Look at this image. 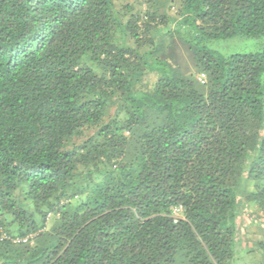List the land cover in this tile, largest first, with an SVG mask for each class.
<instances>
[{
  "label": "trees",
  "instance_id": "trees-1",
  "mask_svg": "<svg viewBox=\"0 0 264 264\" xmlns=\"http://www.w3.org/2000/svg\"><path fill=\"white\" fill-rule=\"evenodd\" d=\"M247 210L264 0H0V264H231Z\"/></svg>",
  "mask_w": 264,
  "mask_h": 264
},
{
  "label": "rangeland",
  "instance_id": "rangeland-1",
  "mask_svg": "<svg viewBox=\"0 0 264 264\" xmlns=\"http://www.w3.org/2000/svg\"><path fill=\"white\" fill-rule=\"evenodd\" d=\"M137 1L141 0H115V3L119 9L121 4L126 3L135 6ZM175 10L176 6L172 5L169 13L174 14ZM249 42L251 41H240L232 48L250 49L252 44ZM232 44L233 43L229 42V44H226V47H230ZM178 48L176 49L177 51ZM261 244L264 245V217L255 218L254 216L249 215L248 210L243 211L239 214L238 230L234 237L235 256L232 259L231 264H264V250L261 248Z\"/></svg>",
  "mask_w": 264,
  "mask_h": 264
},
{
  "label": "built area",
  "instance_id": "built-area-1",
  "mask_svg": "<svg viewBox=\"0 0 264 264\" xmlns=\"http://www.w3.org/2000/svg\"><path fill=\"white\" fill-rule=\"evenodd\" d=\"M203 74L200 75L199 79L200 78H203ZM179 211H181L180 209H174L173 210V217L174 219L176 220L178 218V213ZM9 237L4 233V231L0 228V240H3V239H8ZM30 238H32V235H29V236H25L23 238H20V237H16V238H13L12 241L13 242H27Z\"/></svg>",
  "mask_w": 264,
  "mask_h": 264
}]
</instances>
